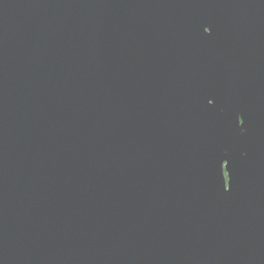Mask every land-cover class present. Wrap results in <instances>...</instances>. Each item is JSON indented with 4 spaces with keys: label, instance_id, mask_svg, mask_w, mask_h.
Here are the masks:
<instances>
[{
    "label": "water",
    "instance_id": "95a60500",
    "mask_svg": "<svg viewBox=\"0 0 264 264\" xmlns=\"http://www.w3.org/2000/svg\"><path fill=\"white\" fill-rule=\"evenodd\" d=\"M0 264H264V0H0Z\"/></svg>",
    "mask_w": 264,
    "mask_h": 264
},
{
    "label": "snow or ice",
    "instance_id": "6c2138e0",
    "mask_svg": "<svg viewBox=\"0 0 264 264\" xmlns=\"http://www.w3.org/2000/svg\"><path fill=\"white\" fill-rule=\"evenodd\" d=\"M208 28L207 27H205L204 28V31L205 32H208ZM208 103L209 104H212V100H209L208 101ZM238 116V115H237ZM237 118V117H236ZM236 121H237V119H236ZM244 123V120H241V121H239V123L238 124H240V125H242ZM227 164V160H224V161H222V163H221V169H222V171H223V176L224 177H229V174H228V171L226 170V168H225V165ZM226 183H227V188L229 187V182H228V179H227V181H226ZM224 188H225V180H224Z\"/></svg>",
    "mask_w": 264,
    "mask_h": 264
}]
</instances>
